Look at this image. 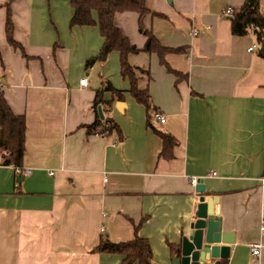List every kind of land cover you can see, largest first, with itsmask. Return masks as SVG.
<instances>
[{"label": "crops", "instance_id": "obj_1", "mask_svg": "<svg viewBox=\"0 0 264 264\" xmlns=\"http://www.w3.org/2000/svg\"><path fill=\"white\" fill-rule=\"evenodd\" d=\"M144 1L142 23L173 50L166 64L146 50L139 13H117L114 22L135 48L127 64L137 89L166 116L152 115V126L119 50L87 65L105 43L97 10L92 25L72 26L71 0H0V88L25 118L21 167L33 172L18 176L5 165L0 129V264H126L125 255L95 249L136 236L155 264H172L196 218L193 178L218 198L215 215L234 239L221 264H264V59L252 33H232L245 0ZM9 10L19 47L7 39ZM101 90L110 103L103 117L94 106ZM99 119L116 129L89 133ZM156 130L174 141L168 157Z\"/></svg>", "mask_w": 264, "mask_h": 264}, {"label": "trees", "instance_id": "obj_2", "mask_svg": "<svg viewBox=\"0 0 264 264\" xmlns=\"http://www.w3.org/2000/svg\"><path fill=\"white\" fill-rule=\"evenodd\" d=\"M72 6L75 9V15L71 20V25H92L94 23L91 12L97 10L99 14V25L102 36L105 38V43L101 53L96 58H91L87 61V65L94 64L98 61L106 59L107 55L112 50L121 52V62L125 69L124 74L131 79V94L139 102L144 105L148 112V123L151 125L152 115L156 113L152 105V101L148 91H139L137 89L136 79L129 69L127 64L128 53L135 51L129 40L123 35L121 30L115 26V16L121 12H137L140 15V31L147 36L146 50L149 52L158 53L163 64L165 56L173 50L161 47L155 36L148 31L142 23L143 18L149 13L144 0H71ZM6 35L9 43L14 47H19V44L14 40L15 24L12 19L11 10L7 12ZM232 33L236 36H245L252 33L258 44V54L264 59V14L261 11L260 0H245L241 11L232 19ZM118 99H123L121 92L113 90ZM110 105L103 101V91H98L94 106L98 110L104 105ZM0 129H1V144L7 151L5 157V165L20 166L22 165L25 154V130L26 122L24 116H19L13 113L8 105L3 91L0 88ZM114 126L110 119L97 120L93 125L88 127L89 133H110L114 131ZM157 134L163 139L165 150L163 154L167 155L168 148H172L174 141L169 134L156 130ZM175 252V248H172ZM95 251L100 253L121 254L126 257V264H155L153 253L149 242L138 236L129 242L115 243L107 239H103ZM175 254V253H174Z\"/></svg>", "mask_w": 264, "mask_h": 264}, {"label": "water", "instance_id": "obj_3", "mask_svg": "<svg viewBox=\"0 0 264 264\" xmlns=\"http://www.w3.org/2000/svg\"><path fill=\"white\" fill-rule=\"evenodd\" d=\"M116 107L122 110L124 103L119 102ZM99 113L103 117L101 108ZM196 189L199 197L196 218L182 237L172 264H221L223 259H228L234 239L222 232L221 219L215 215L218 198H208L202 182Z\"/></svg>", "mask_w": 264, "mask_h": 264}, {"label": "built area", "instance_id": "obj_4", "mask_svg": "<svg viewBox=\"0 0 264 264\" xmlns=\"http://www.w3.org/2000/svg\"><path fill=\"white\" fill-rule=\"evenodd\" d=\"M233 14H234V10H233L232 7H227L226 10L224 11V15H226V16H229V15L230 16H233ZM193 34L194 35H197V32H194ZM254 49H255L254 47H251L249 49V51L251 52ZM80 83H81L82 86L87 85V79L81 80ZM154 115H155V118L157 120H159L161 123H165L166 116H164L163 114H160V113H155ZM15 173L18 176H31L33 172H32V170L23 169L22 167H18L17 166V167H15ZM51 174H53V173L51 172ZM214 175H216V174L214 173ZM105 181H106V179H105ZM200 182L201 181L198 178H193L191 180V183L193 184V186H197ZM261 248H262V246L259 245V244H255V245L253 244V245H251L250 249H251L252 255L254 257H260V255H261Z\"/></svg>", "mask_w": 264, "mask_h": 264}]
</instances>
